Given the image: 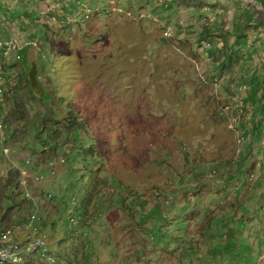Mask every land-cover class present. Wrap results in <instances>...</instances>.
Returning a JSON list of instances; mask_svg holds the SVG:
<instances>
[{
    "label": "rangeland",
    "instance_id": "1",
    "mask_svg": "<svg viewBox=\"0 0 264 264\" xmlns=\"http://www.w3.org/2000/svg\"><path fill=\"white\" fill-rule=\"evenodd\" d=\"M3 44L0 236L36 213L57 264H264V0H0Z\"/></svg>",
    "mask_w": 264,
    "mask_h": 264
},
{
    "label": "trees",
    "instance_id": "2",
    "mask_svg": "<svg viewBox=\"0 0 264 264\" xmlns=\"http://www.w3.org/2000/svg\"><path fill=\"white\" fill-rule=\"evenodd\" d=\"M61 12H64V9H63V6H62V11ZM247 20H251L252 18L249 16V14L247 15ZM254 20V18L252 19ZM258 20V19H256ZM207 26L205 25V28L202 30V33H206L207 35L209 33H211L212 31L207 29L206 28ZM247 28H248V25H247ZM246 30H244V32H246ZM241 40H243V38H241ZM224 65H227L228 66V61H226L224 63ZM3 67V65H1V68ZM250 79H249V85H250V88L249 90L253 91V93L251 95L254 94V96L252 98H249L248 96V100H250L251 102H256L257 100H261L260 102V105L257 106V105H252L251 107L249 106V108L247 109V112H249V115H251V121H249L248 125H247V129L245 132L249 133V134H252V136L254 135H260L262 134V132L264 131V124H263V118H264V115H262L264 113V74L260 72V69L259 68H256L255 70H253L250 74ZM9 84V82H8ZM4 96L6 94V96H8V92L5 90L4 91ZM250 95V96H251ZM260 95V96H259ZM259 96V97H258ZM247 101V99H245ZM261 112L259 115H258V112ZM69 124L74 128V131H76V134H77V140H79V133L82 132V129L83 127H81L78 123H76L75 121L73 120H69ZM244 124V123H243ZM246 125V124H245ZM249 144H251L249 142ZM72 171H73V168H72ZM73 176H76V175H73ZM24 223V222H23ZM35 227H38L37 226V223L34 224ZM14 238H17L16 236H14Z\"/></svg>",
    "mask_w": 264,
    "mask_h": 264
},
{
    "label": "clouds",
    "instance_id": "3",
    "mask_svg": "<svg viewBox=\"0 0 264 264\" xmlns=\"http://www.w3.org/2000/svg\"><path fill=\"white\" fill-rule=\"evenodd\" d=\"M86 13H85V15H84V17H86V14H88V17H89V15H90V12H87V11H85ZM87 17V18H88ZM4 42H7V41H4ZM1 43H3V42H1ZM0 48L3 50V53L5 54L6 52H7V48H8V45L7 44H3L2 45V47L0 46ZM15 49V48H14ZM20 49H22V48H20ZM13 50V49H12ZM9 53V52H8ZM5 87H3L2 85L0 86V101H1V105L3 104V101H4V91H5V89H4ZM0 105V106H1ZM6 126V125H5ZM0 127H2L3 128V125H2V123H1V121H0ZM5 138H7V136L5 135ZM3 151H4V154L5 155H8V158L10 157V154H11V148L9 147H7V146H5L4 147V149H3ZM51 161H54V164H51V163H49V165H52V168H53V166H55L56 167V165H55V163H56V161L55 160H51ZM27 163H30L29 162V160L27 161ZM27 163H25V166L24 167H26V166H28V164ZM26 172V170H24L23 171V173H25ZM32 213V212H31ZM37 217H38V215L36 214V219H35V221H34V223H33V225L31 226V232H34V234H36V235H38V236H40L38 233H39V231L41 230L39 227H35L34 226V224L35 223H37ZM27 218H28V216H27ZM27 218H26V220L24 221V223L27 221ZM204 224V223H203ZM203 224H201L200 226L201 227H203ZM209 225H210V223H209ZM12 226H18V225H12ZM11 226V227H12ZM221 227H223V226H221ZM232 229V227L229 229V230H226V228H224V231L226 232L224 235H223V240H222V242L221 243H225L224 245H222L221 243H219V244H213L212 242H210L209 241V238H211V237H207V239H208V242H207V244H203V243H199V245L198 246H193V247H191L190 248V250H188V248H184V251L182 252V254H181V256L179 257V259L178 260H182L183 261V255H190V253H191V251H192V249H198V247H202V248H204V249H206L207 251H209V250H212V249H217V250H219V249H223L224 248V246L227 244V245H229V243H228V241L224 238V237H229V238H231L233 235H236V234H230V230ZM211 228L210 227H207V230L205 231V233H208V232H210L209 233V235L210 236H212V233H211ZM2 231H4L3 229L1 230V235H2ZM21 233H23L24 234V236H21L20 234ZM15 235L16 236H18V237H21V238H25V236L27 235V232H20L17 228H16V232H15ZM1 237L2 236H0V248H1ZM41 237V236H40ZM43 238V237H42ZM45 240V239H44ZM45 242H46V244H47V246H48V251H49V253L51 254V256H52V258H53V260H47V259H44L43 257V259L46 261V262H48V263H51V264H54V263H58L59 262V260L61 259V254H53L52 252H51V250H50V247H49V244H48V242H47V240H45ZM189 243H191L190 241H188ZM211 245V246H210ZM228 254V253H227ZM139 255L140 256H142V257H145V253H143V252H139ZM27 256V255H26ZM26 256H25V258H26ZM25 258H24V260H25ZM227 260H228V257H223V264H227ZM24 262V261H23ZM22 262V263H23ZM21 263V264H22ZM159 262L156 260V259H151V258H148L147 260H146V262H145V264H158ZM1 264H9V263H1Z\"/></svg>",
    "mask_w": 264,
    "mask_h": 264
},
{
    "label": "bare ground",
    "instance_id": "4",
    "mask_svg": "<svg viewBox=\"0 0 264 264\" xmlns=\"http://www.w3.org/2000/svg\"><path fill=\"white\" fill-rule=\"evenodd\" d=\"M88 12V11H87ZM86 17H88V14H86ZM36 219V213H32L26 221V225H33L34 221ZM16 226L9 227L2 231V235H6L9 232V236H16ZM18 229V228H17ZM44 242H38V250L37 246H32V244H22L21 242H9L7 243V250L9 252H13V260H9V257L1 256L0 253V262L1 263H9V264H21L24 261V258L26 255L32 253V252H39V249L46 248L43 247ZM43 251H46V249H43ZM43 258H46L49 260V256L47 253H41Z\"/></svg>",
    "mask_w": 264,
    "mask_h": 264
},
{
    "label": "built area",
    "instance_id": "5",
    "mask_svg": "<svg viewBox=\"0 0 264 264\" xmlns=\"http://www.w3.org/2000/svg\"><path fill=\"white\" fill-rule=\"evenodd\" d=\"M31 226L32 225H26V222L23 223L22 225H18L15 228H18L20 232H27V235L25 238H21L16 236L17 238H14V236H9V232L6 235H1V248H0V253L1 256L4 257H9V260H13V252H9L7 250V243L9 242H25L28 244H32V246H37L38 250V242H45L44 238L34 234V232H31ZM47 255L51 260H53L51 254L48 251V246L46 244V251Z\"/></svg>",
    "mask_w": 264,
    "mask_h": 264
}]
</instances>
